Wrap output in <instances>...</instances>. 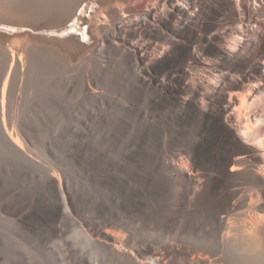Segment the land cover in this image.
Segmentation results:
<instances>
[{
	"label": "bare ground",
	"instance_id": "6f19581e",
	"mask_svg": "<svg viewBox=\"0 0 264 264\" xmlns=\"http://www.w3.org/2000/svg\"><path fill=\"white\" fill-rule=\"evenodd\" d=\"M55 74L69 159L18 114ZM111 121L140 134L115 150ZM0 164L51 264H264V0H0Z\"/></svg>",
	"mask_w": 264,
	"mask_h": 264
},
{
	"label": "rangeland",
	"instance_id": "374dc122",
	"mask_svg": "<svg viewBox=\"0 0 264 264\" xmlns=\"http://www.w3.org/2000/svg\"><path fill=\"white\" fill-rule=\"evenodd\" d=\"M138 2L140 5L141 0H130V4H133V6H139L137 5ZM55 75L46 76L43 80V86L41 85L40 88H35L32 84H27L24 90V95L28 96H26L25 102L23 103L24 105H21L18 114L22 117L29 115L32 118L29 122V126L31 128L33 127V130L36 128V130H34V133L38 134L39 132V135H41L42 137L55 135L54 130L56 131V129L58 133L61 132L63 133V135L65 134L64 139L62 140L60 146L57 147V150L62 154V158L69 159L71 158L70 154L76 153L82 155L79 142L70 143V139L74 136L73 132H71L70 129L72 128V126L78 125V122L69 119L67 115L66 117L64 114L61 115L57 108H55L54 99L51 97H54L56 99V95H59L61 91V87L59 84H55L54 87V79L59 78L58 75ZM65 76L68 75L65 74ZM48 84L49 87L47 86ZM32 94L33 96H31ZM29 97H32L31 100ZM15 123L17 125L18 122ZM106 126L104 127L102 133L98 135V139L103 144L108 145L109 139L115 140L120 138L118 139L120 143L118 142L117 145L114 146L115 150L125 149L126 145H128L129 139H134L140 134V132L138 133V131H140L139 129L136 130L137 128H123V126L117 121H111V123ZM126 139H128V141ZM123 144L125 145V147ZM35 145L37 146V148L41 146L40 142H37ZM65 165L70 166L68 163H65ZM72 173L73 170H71V175ZM30 195L31 191L26 190L25 196L27 197ZM18 198L19 179L17 172H15L12 168L5 169L0 166V264H18V262L21 263L23 261L21 258H23L24 256H26L24 257L25 260L28 257L27 260L28 262L31 261L29 262L30 264H51L53 260L48 254L50 252L49 248L53 247V250H55L52 238H48L46 235L40 232L34 235L24 236L16 232V225L13 222V217L11 215L18 206ZM75 230L76 229L74 224L71 221L66 220L64 222L62 233L57 237L58 243L60 245L69 243L72 244V247H75V249L83 247L89 253L92 252L93 254L101 255V251L98 248L91 244L85 243ZM24 252L27 253V255ZM18 256L22 257L19 258ZM77 258L85 259L88 258V256L86 254H77L75 256H72L71 258H68V262L72 264L73 260ZM27 260L23 262H27Z\"/></svg>",
	"mask_w": 264,
	"mask_h": 264
}]
</instances>
